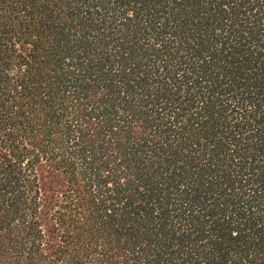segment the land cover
<instances>
[{
  "label": "trees",
  "instance_id": "1",
  "mask_svg": "<svg viewBox=\"0 0 264 264\" xmlns=\"http://www.w3.org/2000/svg\"><path fill=\"white\" fill-rule=\"evenodd\" d=\"M0 264H264V0H0Z\"/></svg>",
  "mask_w": 264,
  "mask_h": 264
}]
</instances>
